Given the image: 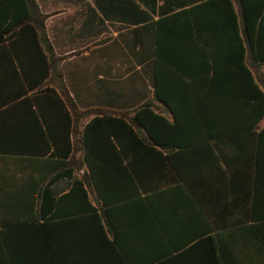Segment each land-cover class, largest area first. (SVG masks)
I'll list each match as a JSON object with an SVG mask.
<instances>
[{"label":"crops","instance_id":"crops-1","mask_svg":"<svg viewBox=\"0 0 264 264\" xmlns=\"http://www.w3.org/2000/svg\"><path fill=\"white\" fill-rule=\"evenodd\" d=\"M204 1L34 0L45 17L51 51L31 49L25 40L16 51L25 71L49 70L45 88L63 93L76 114L96 109L119 116L148 101L169 122L175 115L179 122L165 133L163 155L169 159L162 188L138 191L104 209L83 184L86 196L78 191L55 205L42 222L36 219V204L45 183L54 182L57 160L49 157L53 147L35 108L23 101L31 94L15 99L23 91L17 63L6 42L1 43L0 229L9 226L0 239V264H205L215 255L220 264H264L259 234L260 228L264 235V118H257L251 101L239 98L249 80L232 61L235 31L218 29V5L193 13L196 37L218 58L219 53L231 55L221 65L227 73L213 83L222 92L208 88L210 72L203 78L187 16L161 23L157 55V21ZM11 21L0 0L3 38ZM260 35L264 51V24ZM245 58L246 67L264 84V66L249 53ZM185 68L194 73L193 92L184 89L192 78L177 70ZM39 74L35 72L37 79ZM156 81L165 105L155 99ZM91 117L87 114L78 124V145ZM189 117H194L193 125L181 120ZM46 118L52 124L53 115ZM75 159H81L80 152ZM86 174L83 166L74 178ZM102 177L114 180L118 196L126 191L117 176ZM103 183L107 188L108 181ZM51 187L66 188L57 200L72 186L57 181Z\"/></svg>","mask_w":264,"mask_h":264},{"label":"trees","instance_id":"trees-1","mask_svg":"<svg viewBox=\"0 0 264 264\" xmlns=\"http://www.w3.org/2000/svg\"><path fill=\"white\" fill-rule=\"evenodd\" d=\"M3 1L11 12L12 21L6 29L7 37L3 38L0 33V44L6 42V45L11 49L13 60L17 63L15 67L16 75L23 90L15 95V99L31 94L29 97H24L23 101L30 103L35 108V114L45 126L47 139L53 147L49 157L55 158L58 165L57 171H54L55 173L52 175L54 182L50 184L55 185L57 181H64V183L69 182L72 186L68 193L56 200L54 198L60 193L62 194L66 188L54 191L51 185L47 187L48 182L45 183L38 196L36 219L42 220V222L48 220L47 214L55 205L65 201L78 191L86 196L85 190L82 189L83 184L88 185L91 193L95 194L97 203L104 209L135 196L138 191L141 193L147 190L159 189L167 184L164 182L162 173L165 162L169 158L163 155V148L165 147V133L179 122L176 115L171 123L157 113L148 101L136 103L131 111L119 116L109 115L96 109L89 110L84 114H76L74 104L63 99V93L60 92V96H58L49 87H44V80L48 77L49 70L41 68L25 71L16 51V48L21 45V41L24 40L31 49L36 46L39 51L45 50V47L48 48L49 52L51 51L44 31L45 17L38 12L34 0ZM212 5H218L219 8L218 29L223 31L233 29L236 33L237 45L232 61L241 65L244 77L249 80V84L244 87L245 92L239 98L251 101L253 111L258 112L257 118L262 119L264 118V84H259L255 75L246 67L245 56L246 53H249L254 62L264 66V51L260 46L261 27L264 24V0H207L188 10L183 9L180 12L160 18L156 23L157 55L159 56L161 45L159 40L161 23L174 21L178 19L179 15L187 16L191 35L193 33V39H190V42L197 47L196 56H199L203 62L204 68L201 71L203 78H206L210 72L209 79L212 84H209L208 88H220L222 92L221 85L213 83H215V80L220 79L221 74L227 73V71L221 70V65L228 62L226 58L231 57V55L227 56V54L221 55L219 53L218 58L212 52L209 44H205L203 39L196 37L197 34L194 32L197 25L193 13L199 11L198 9H205ZM236 5H238L237 9L235 8ZM215 27L216 25H213L212 29H216ZM203 29L205 28L203 27ZM43 61H46L45 56H43ZM173 66H177V64ZM177 70L181 72V75L192 78L190 79L191 84H186L184 89L185 92H193L194 73H191L189 68ZM35 72L40 73L38 79ZM34 75L37 80L35 83L33 82ZM153 88L155 99L165 105L167 101L162 98L157 81L154 83ZM227 105L228 109H231L232 106ZM51 113L53 115L52 124L46 118V115L48 118H52ZM130 113H132V116H130ZM87 114H92V117L83 127L78 145L75 134L78 124L83 118H86ZM181 120H184L187 125H193L194 123V117ZM72 138H74L73 142ZM78 152L81 153V159L76 160L75 157ZM104 160L106 166L103 164ZM83 166L87 169L86 177L77 180L74 178L75 173ZM104 174L117 176L119 179L117 183L123 184L126 191L121 192L118 196L117 192L113 191L116 187L114 180H103L102 176ZM103 181H108L107 188L105 187L106 182L103 183ZM18 224L21 223L13 226H18ZM7 226L9 225H4L0 229V239L4 237L5 227ZM38 228L44 229V226L40 225ZM259 234H261L262 241H264V235H262L260 228ZM214 259V261L205 264H220L216 255Z\"/></svg>","mask_w":264,"mask_h":264}]
</instances>
